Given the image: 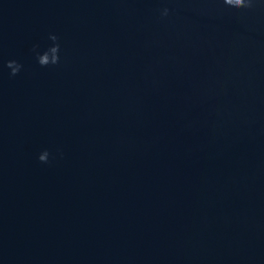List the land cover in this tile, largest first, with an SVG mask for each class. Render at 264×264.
I'll return each mask as SVG.
<instances>
[{"label": "water", "instance_id": "1", "mask_svg": "<svg viewBox=\"0 0 264 264\" xmlns=\"http://www.w3.org/2000/svg\"><path fill=\"white\" fill-rule=\"evenodd\" d=\"M0 264H264V0H0Z\"/></svg>", "mask_w": 264, "mask_h": 264}, {"label": "clouds", "instance_id": "2", "mask_svg": "<svg viewBox=\"0 0 264 264\" xmlns=\"http://www.w3.org/2000/svg\"><path fill=\"white\" fill-rule=\"evenodd\" d=\"M224 3L227 6L235 9H252L254 7L255 0H224ZM169 12L170 9L164 8L162 10V16H168ZM50 39L56 43L43 53L38 51L39 45L33 46V52L36 55L37 62L42 67H47L50 65L55 66L60 63V44L57 42L59 38L52 34L50 35ZM6 66L11 70L10 74L12 76L18 75L23 68V65L16 60L8 61ZM49 157V151L45 150L40 154L39 160L42 163H48Z\"/></svg>", "mask_w": 264, "mask_h": 264}]
</instances>
